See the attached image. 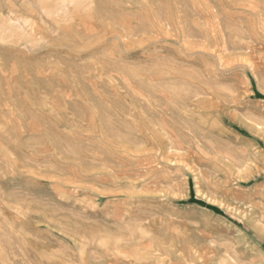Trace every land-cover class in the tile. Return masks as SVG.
I'll return each instance as SVG.
<instances>
[{"label": "rangeland", "instance_id": "374dc122", "mask_svg": "<svg viewBox=\"0 0 264 264\" xmlns=\"http://www.w3.org/2000/svg\"><path fill=\"white\" fill-rule=\"evenodd\" d=\"M0 264H264V0H0Z\"/></svg>", "mask_w": 264, "mask_h": 264}, {"label": "trees", "instance_id": "16d2710c", "mask_svg": "<svg viewBox=\"0 0 264 264\" xmlns=\"http://www.w3.org/2000/svg\"><path fill=\"white\" fill-rule=\"evenodd\" d=\"M190 202H200L198 201L194 196H192V198L189 200Z\"/></svg>", "mask_w": 264, "mask_h": 264}, {"label": "bare ground", "instance_id": "6f19581e", "mask_svg": "<svg viewBox=\"0 0 264 264\" xmlns=\"http://www.w3.org/2000/svg\"><path fill=\"white\" fill-rule=\"evenodd\" d=\"M9 8V7H8ZM10 9V8H9ZM11 10V9H10ZM35 27V26H34ZM36 27H38V26H36ZM39 27H40V25H39ZM40 30H41V28H40Z\"/></svg>", "mask_w": 264, "mask_h": 264}]
</instances>
